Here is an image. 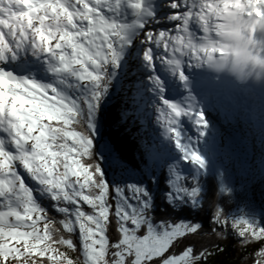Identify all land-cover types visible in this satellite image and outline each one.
Here are the masks:
<instances>
[{"label":"snow or ice","instance_id":"1","mask_svg":"<svg viewBox=\"0 0 264 264\" xmlns=\"http://www.w3.org/2000/svg\"><path fill=\"white\" fill-rule=\"evenodd\" d=\"M229 2L0 0V264H202L207 249L187 243L202 225L189 216L212 208L213 223L227 225L218 201L230 190L217 184L216 198L206 199L200 178L155 145L152 120L181 161L206 169L180 118L205 135L199 93L264 80L203 63L223 50L197 47L205 36L197 21ZM213 18L222 26V16ZM29 48L43 49L35 69L50 74L49 83L7 70ZM165 171L168 188L157 194ZM158 201L165 215H157ZM231 227L264 245L259 224ZM255 256L264 264V247Z\"/></svg>","mask_w":264,"mask_h":264},{"label":"trees","instance_id":"2","mask_svg":"<svg viewBox=\"0 0 264 264\" xmlns=\"http://www.w3.org/2000/svg\"><path fill=\"white\" fill-rule=\"evenodd\" d=\"M120 105L119 98L114 99L113 103L109 104L113 115L118 114ZM138 145L131 139L127 144V155L132 159H136V149ZM249 166L246 167V175L250 174V183L243 186L237 185L236 177L229 175L226 184L223 183L222 172H212L208 175H202L200 178L203 187V195L206 199H215V191L210 189L217 184H222L226 189H229L227 195H222L219 198L218 205L228 220L227 225H219L213 223L212 212L214 209L208 208L196 216H189V219L199 222L202 225V230L198 235L189 237L187 243H190L196 249H207L209 255L205 257L202 264H254L256 259L255 253L260 247H264L259 241H244L239 237L237 230L232 228V223L236 222L238 213L250 214L251 209H259L263 206L262 199L264 198V156L254 154L250 159ZM100 163L103 168L104 160L100 157ZM163 179L156 186L157 194L166 191L167 171L161 173ZM107 178H111V173ZM261 197V199H259ZM157 215L162 216L168 212V208L164 203L158 201L156 209ZM191 209L188 212L191 213ZM50 215L55 213L50 210Z\"/></svg>","mask_w":264,"mask_h":264},{"label":"clouds","instance_id":"3","mask_svg":"<svg viewBox=\"0 0 264 264\" xmlns=\"http://www.w3.org/2000/svg\"><path fill=\"white\" fill-rule=\"evenodd\" d=\"M194 2L196 6H200L203 0H194ZM151 3L152 0H147L148 5ZM11 8L12 4L9 3L5 11H10ZM258 9L264 10V3H249L245 0V3L241 4L239 0H235L225 3L223 8L218 7L213 15L203 17V22L197 21L205 32L204 38L197 47L223 50L221 55H208L203 61L205 65L213 62L221 63L232 72L246 71L256 74L257 77L264 76V16L259 15ZM213 16L223 17L222 26L216 24ZM148 22L146 8L144 23ZM60 28H64L63 22ZM65 43L67 44L68 41L65 40ZM191 43L192 41L189 40L188 44ZM42 51L43 49L39 48L28 49V53L34 57L39 56ZM49 59L55 60V56Z\"/></svg>","mask_w":264,"mask_h":264},{"label":"rangeland","instance_id":"4","mask_svg":"<svg viewBox=\"0 0 264 264\" xmlns=\"http://www.w3.org/2000/svg\"><path fill=\"white\" fill-rule=\"evenodd\" d=\"M40 82L49 83L50 81L45 80L44 78L40 80ZM256 138L257 137H254L253 140L254 147H250L247 149L245 147V143L241 142V145H239L240 147L236 145V147H238L237 150L233 149V147L230 145L228 147L226 144H223L222 141L215 140L213 143L211 142V144H209L208 142L210 141V138L201 139L200 144H197V141L194 144L201 156L207 162L206 169L201 170L190 164V169L185 174H194L195 176L200 177L202 174L222 172L223 175H221V178L224 184H226V182L228 181V176H232V174L234 177L238 178L236 181L238 186L247 184L251 179L250 174L246 175V167L250 164L249 159L251 158L252 154L262 156L264 155V144H260L259 139ZM220 140H224L228 143L225 136H222ZM177 160L181 163V166L186 165L179 159V156L177 157ZM259 199H261V197H259ZM262 200L263 206L259 207V209L256 210L254 208L251 209L250 214L245 215L244 213H238L236 217L237 221L243 219L248 221L249 223L259 224V226L264 227V198Z\"/></svg>","mask_w":264,"mask_h":264},{"label":"bare ground","instance_id":"5","mask_svg":"<svg viewBox=\"0 0 264 264\" xmlns=\"http://www.w3.org/2000/svg\"><path fill=\"white\" fill-rule=\"evenodd\" d=\"M31 55V54H30ZM33 56H31L32 58ZM34 59V57H33ZM34 60H32L33 63ZM10 63V62H9ZM26 64L24 63V66ZM32 72H23V69L21 70L20 76H28V77H33ZM49 76H45V80L48 79ZM39 80V79H38ZM255 108H257V111H249L247 115H237L236 113H232L231 115L226 114L223 116V120H218L214 118L213 116H210V114L207 111H204L205 114V119L208 121V128L203 129V131H206V136L200 135L201 129H199L195 124L191 123L187 126V130L189 132H194L196 133V137L198 139L197 144H200L201 139H207L210 138V141L208 142L211 144L215 140L216 141H222L223 144H226L228 147L229 145L233 147V149L237 150L238 147L236 145H241V142L245 143V147L248 149L250 147H254V136L250 135L254 131L251 129V123L254 118L257 117V114H259L260 108L257 107V104H254ZM212 109V107H210ZM222 119V118H221ZM152 128L154 129V125L152 123ZM186 137V133H182ZM155 135V129H154V134ZM222 136H225L228 143L224 140H220ZM192 142V141H191ZM249 145V146H248ZM211 147V145H210ZM240 147V146H239ZM23 175H26L22 173Z\"/></svg>","mask_w":264,"mask_h":264},{"label":"water","instance_id":"6","mask_svg":"<svg viewBox=\"0 0 264 264\" xmlns=\"http://www.w3.org/2000/svg\"><path fill=\"white\" fill-rule=\"evenodd\" d=\"M11 72H13L16 75V72L15 71H11Z\"/></svg>","mask_w":264,"mask_h":264}]
</instances>
